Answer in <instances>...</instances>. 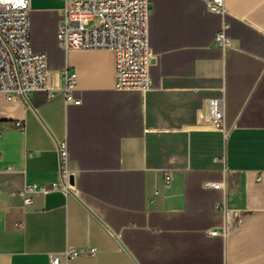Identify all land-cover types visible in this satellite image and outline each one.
<instances>
[{
	"label": "crops",
	"instance_id": "crops-1",
	"mask_svg": "<svg viewBox=\"0 0 264 264\" xmlns=\"http://www.w3.org/2000/svg\"><path fill=\"white\" fill-rule=\"evenodd\" d=\"M149 3L155 59L141 92L115 89L112 51L60 49L62 0H31L48 84L60 88L65 67L76 84L69 100L0 93V264H49L67 246L97 251L61 264H264V0H222L223 14L203 0ZM216 97L226 135L202 108ZM24 185L46 192L24 205L10 194Z\"/></svg>",
	"mask_w": 264,
	"mask_h": 264
},
{
	"label": "built area",
	"instance_id": "built-area-1",
	"mask_svg": "<svg viewBox=\"0 0 264 264\" xmlns=\"http://www.w3.org/2000/svg\"><path fill=\"white\" fill-rule=\"evenodd\" d=\"M62 16L57 26V44L63 51L106 49L114 54V87L119 91H147L151 88L150 67L154 63L148 40L149 19L152 13L149 0H62ZM207 11L223 14L222 0H203ZM31 0H0V93L7 100L23 99L38 89L46 90L47 98L61 92L66 100L76 84V75L67 67L60 71L62 86L48 84L47 57L43 52L30 48L29 33ZM96 22L95 24H90ZM228 24L222 22L214 35L213 42L221 48L229 43L226 34ZM75 103L80 101L73 99ZM202 108L211 117L214 127L224 135L223 98H209ZM20 127L22 123L16 122ZM61 170L62 191L68 194L73 185L69 183V174L65 168L67 148L64 141L56 142ZM5 172L12 171L10 166ZM166 181L169 175L166 174ZM207 187L221 188L220 182L206 183ZM46 192L42 186L24 185L19 192L23 204L31 202L27 193ZM218 230L208 231L217 235ZM93 246H67L59 253L50 256L49 264H61L82 255L94 254Z\"/></svg>",
	"mask_w": 264,
	"mask_h": 264
},
{
	"label": "water",
	"instance_id": "water-1",
	"mask_svg": "<svg viewBox=\"0 0 264 264\" xmlns=\"http://www.w3.org/2000/svg\"><path fill=\"white\" fill-rule=\"evenodd\" d=\"M69 183L70 184H73V178H72V176H69Z\"/></svg>",
	"mask_w": 264,
	"mask_h": 264
},
{
	"label": "rangeland",
	"instance_id": "rangeland-1",
	"mask_svg": "<svg viewBox=\"0 0 264 264\" xmlns=\"http://www.w3.org/2000/svg\"><path fill=\"white\" fill-rule=\"evenodd\" d=\"M95 23H96V22H92V23H90V24L92 25V24H95Z\"/></svg>",
	"mask_w": 264,
	"mask_h": 264
}]
</instances>
